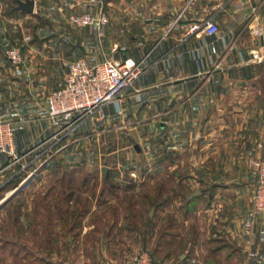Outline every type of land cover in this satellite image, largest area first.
Instances as JSON below:
<instances>
[{
	"label": "crops",
	"instance_id": "obj_1",
	"mask_svg": "<svg viewBox=\"0 0 264 264\" xmlns=\"http://www.w3.org/2000/svg\"><path fill=\"white\" fill-rule=\"evenodd\" d=\"M34 2L32 14L43 21L36 37L13 39L0 24V121L21 126L15 131L16 157L0 153L1 185L15 176L16 166L26 167L33 153L57 138L59 127L50 124L46 96L69 62L131 59L142 62L145 73L132 91L106 106L107 113H116L123 103L138 105L140 116L150 111L140 120L154 121L162 139L174 134L175 149L202 162L203 182L218 206L235 214L242 203H251L256 179L249 160L264 159V92L253 85L264 58L251 54L256 50L264 57V33L253 34L258 23L264 27V0ZM102 9L108 19L101 32L69 22L72 13L98 15ZM210 18L219 26L213 35L204 28ZM193 25L199 27L190 32ZM9 43L23 48L22 73L4 56ZM232 221L237 224L228 232L237 238L240 220ZM253 239L258 240L251 235V244Z\"/></svg>",
	"mask_w": 264,
	"mask_h": 264
},
{
	"label": "rangeland",
	"instance_id": "obj_2",
	"mask_svg": "<svg viewBox=\"0 0 264 264\" xmlns=\"http://www.w3.org/2000/svg\"><path fill=\"white\" fill-rule=\"evenodd\" d=\"M25 1L0 0V24L13 39L34 38L43 24L19 8ZM258 72L253 85L264 92V66ZM139 109L123 103L98 133L61 134L15 167L0 200L29 182L0 210V264H131L143 251L162 264L264 260V218L246 216L251 203L227 214L203 182L202 162L180 154L174 134L162 139L154 121L140 120L151 112ZM234 218L237 238L228 232Z\"/></svg>",
	"mask_w": 264,
	"mask_h": 264
},
{
	"label": "built area",
	"instance_id": "obj_3",
	"mask_svg": "<svg viewBox=\"0 0 264 264\" xmlns=\"http://www.w3.org/2000/svg\"><path fill=\"white\" fill-rule=\"evenodd\" d=\"M254 10L256 11V8ZM107 19V14L103 9L98 15L82 12L72 13L69 16V22L72 25L91 26L98 32L102 31ZM198 27V25H193L190 32H194ZM204 28L209 35L219 32V26L213 18L206 21ZM255 28L253 31L255 36L264 33V27L260 23ZM213 51L216 52L214 47ZM251 54L255 58L258 55L256 50H252ZM4 56L20 73L24 71L25 58L20 44H7L4 48ZM263 58L259 57V59ZM142 66V62L131 59L123 62L111 59L91 62L86 57H79L69 62L57 87L46 96L50 124L59 127L56 135L79 129L98 133V129L103 127L109 119L106 106L119 99L123 92L133 84L142 73ZM20 128L21 126H17L12 121H0V153L16 157L15 131ZM249 166L256 182L251 205L245 210V214L250 219L264 218V159L251 158ZM247 226H251V223L248 222ZM261 232L264 233V228H261ZM131 264L162 263L155 262L148 251H143Z\"/></svg>",
	"mask_w": 264,
	"mask_h": 264
},
{
	"label": "water",
	"instance_id": "obj_4",
	"mask_svg": "<svg viewBox=\"0 0 264 264\" xmlns=\"http://www.w3.org/2000/svg\"><path fill=\"white\" fill-rule=\"evenodd\" d=\"M34 7H35V2L34 0H26L25 2H20V6L19 8L22 11H28L30 13H32L34 11ZM104 172L106 174L107 172V167L104 168ZM29 182V178L22 181L19 186H17L13 191V194L11 196H5L2 200H0V210L9 202V200L16 195V193L24 188L25 186H27ZM260 264H264V260L260 263Z\"/></svg>",
	"mask_w": 264,
	"mask_h": 264
},
{
	"label": "bare ground",
	"instance_id": "obj_5",
	"mask_svg": "<svg viewBox=\"0 0 264 264\" xmlns=\"http://www.w3.org/2000/svg\"><path fill=\"white\" fill-rule=\"evenodd\" d=\"M13 192H11L8 196H10Z\"/></svg>",
	"mask_w": 264,
	"mask_h": 264
}]
</instances>
